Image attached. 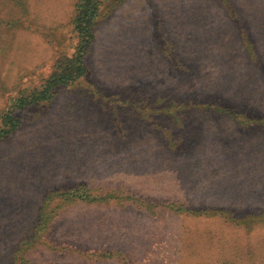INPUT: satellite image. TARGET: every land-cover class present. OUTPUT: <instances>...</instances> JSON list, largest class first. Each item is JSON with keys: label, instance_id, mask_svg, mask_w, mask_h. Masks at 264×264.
I'll list each match as a JSON object with an SVG mask.
<instances>
[{"label": "rangeland", "instance_id": "1", "mask_svg": "<svg viewBox=\"0 0 264 264\" xmlns=\"http://www.w3.org/2000/svg\"><path fill=\"white\" fill-rule=\"evenodd\" d=\"M78 2L0 0V264H264V0H104L41 96Z\"/></svg>", "mask_w": 264, "mask_h": 264}, {"label": "trees", "instance_id": "2", "mask_svg": "<svg viewBox=\"0 0 264 264\" xmlns=\"http://www.w3.org/2000/svg\"><path fill=\"white\" fill-rule=\"evenodd\" d=\"M101 2H104V0H79V2L77 3L74 24L78 32H80L81 34L80 49L75 55H73V57H65L64 59H66L67 61H61V59L58 60L55 66V72L42 86L45 87V89L40 91L37 90L39 91V94L41 96L48 94L50 92V89H52L54 86H57L61 83H69L74 79L86 74L87 69L84 66L83 51L86 50V46L89 42L87 33L91 31L90 26L94 23L97 17L100 16L102 7ZM61 68H63V70L59 73V69ZM23 101L24 100H22L21 103ZM18 124L19 122L17 117L15 116V112L9 111L5 114V117H2V126L0 127V134L5 132L7 133L11 130L16 129Z\"/></svg>", "mask_w": 264, "mask_h": 264}]
</instances>
